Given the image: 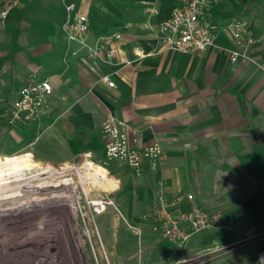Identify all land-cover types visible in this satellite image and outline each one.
Wrapping results in <instances>:
<instances>
[{"label": "crops", "instance_id": "crops-1", "mask_svg": "<svg viewBox=\"0 0 264 264\" xmlns=\"http://www.w3.org/2000/svg\"><path fill=\"white\" fill-rule=\"evenodd\" d=\"M211 1L209 17L220 25L215 46L202 53H181L166 50L158 30L159 23L173 12L175 0H33L13 11L3 25L0 23V72L3 66L18 65L23 59L34 64L36 69L30 70L35 74L31 75L52 84L53 92L42 109L50 116L43 133L48 148H55L50 153H69L77 159L74 163L88 161L90 171L81 170L84 174L80 178L107 192L110 179L103 171L108 172L116 164L124 166V153L103 135L105 122L120 123L132 147L156 142L164 148L168 160L163 170L164 183L157 194L167 196L189 191L185 188L188 184L179 181L178 173L183 170L179 165H187L184 170L188 177L197 171L203 173L206 165L227 156L222 151L228 147L231 150L233 139V144L239 146L231 150L228 158L235 164L237 174L247 179L244 187L249 197L231 204L234 206L231 210H245L261 222L264 221V0ZM68 3L75 5L74 13H82L89 20L85 36L88 44H94L101 33H121L111 62L89 56L87 49L75 41H65L60 26ZM229 18L246 21L253 36L250 50L253 62L230 61L224 51L232 47L231 33L224 28ZM102 74H109L115 86L101 82ZM26 78L22 82L14 79V86H21ZM13 83L0 79V95L11 90ZM3 107L0 97V145L2 139L15 136L11 124L4 120L7 111L3 112ZM42 136L41 131V143ZM59 148L63 151L56 152ZM27 158L12 157L15 160L11 163L18 166L8 176L28 169L19 164V159ZM199 165H203L201 169ZM143 171L147 173L148 167ZM140 187L144 193L149 189L146 185ZM219 187L216 188L219 197L245 194L239 180L229 190ZM205 191L207 199L215 197L211 188ZM193 202L202 207L195 196ZM190 204L184 202L182 208H189ZM217 204L220 205L219 199ZM225 204L221 203V208L229 210L231 206ZM229 211L220 210L224 224ZM214 229L226 230L225 227L204 230Z\"/></svg>", "mask_w": 264, "mask_h": 264}, {"label": "rangeland", "instance_id": "rangeland-1", "mask_svg": "<svg viewBox=\"0 0 264 264\" xmlns=\"http://www.w3.org/2000/svg\"><path fill=\"white\" fill-rule=\"evenodd\" d=\"M2 68L0 79L12 83L14 79L22 82L35 74L30 68L36 69L23 59L18 65ZM19 86L13 83L11 90L0 95L3 112L10 108ZM46 116L47 111L39 115L40 131L31 144L20 143L17 124L10 125L15 136L1 140L0 264H264V221L253 219L245 210H231V204L246 201L249 196L244 187L247 179L237 174L235 164L228 158L230 147L222 151L225 158L204 167L206 172L197 171L188 177L184 170L187 165H179L183 169L178 173L179 181L188 184L186 193H193L202 208L230 211L225 215L226 230L197 231L176 247L168 243L157 222L148 215V208L164 183L168 156L157 169L148 168V175L143 170L140 174L131 173L120 164L109 167L108 172L103 171L110 179L107 192L80 178L84 174L81 170L90 171L88 161L74 163L77 159L69 153H50L55 148H48L43 134L49 123L44 122ZM4 120L8 121L7 115ZM41 150H45L43 154ZM61 151L62 148L56 150ZM17 156L28 157L25 161L19 159V164L29 168L8 176L18 166L11 163L15 160L12 157ZM65 159L68 162H59ZM238 180L244 195L218 196V186L219 190H229ZM141 185L149 186L146 194ZM209 188L215 196L210 200L205 196ZM93 201L103 202L105 208L96 210L98 205ZM225 202L224 206H231L229 210L221 208ZM251 225L256 228L253 236L245 231Z\"/></svg>", "mask_w": 264, "mask_h": 264}, {"label": "built area", "instance_id": "built-area-1", "mask_svg": "<svg viewBox=\"0 0 264 264\" xmlns=\"http://www.w3.org/2000/svg\"><path fill=\"white\" fill-rule=\"evenodd\" d=\"M31 1L33 0H0V23L3 25L13 11L21 9ZM175 1L176 5L171 15L158 25L165 49L181 53H202L214 47L215 35L220 25L209 17L212 1ZM74 8L73 3L66 5L67 14L60 26L65 41H75L87 49L89 56L111 62L116 56L121 33L104 32L96 36L94 44H88L85 36L89 32V20L82 13H74ZM224 28L230 31L232 37V47L224 49L230 61L253 62L250 54L253 36L246 21L229 18ZM100 81L108 86H115L109 74H102ZM52 92L53 86L47 79L38 81L34 75H29L11 101L7 110L8 122L16 125L31 119L37 120ZM102 133L110 139L111 145L122 149L124 166L131 173L140 174L145 167L155 170L163 165L167 158L164 148L156 142L132 147L128 144L120 123H103ZM193 201V193L172 196L159 193L148 208V215L157 222L162 235L176 247L187 242L197 231L227 226L222 221L219 210L202 208ZM184 202L191 203L189 208H182ZM96 205L104 206L103 202ZM245 231L251 236L256 234V228L252 225Z\"/></svg>", "mask_w": 264, "mask_h": 264}, {"label": "trees", "instance_id": "trees-1", "mask_svg": "<svg viewBox=\"0 0 264 264\" xmlns=\"http://www.w3.org/2000/svg\"><path fill=\"white\" fill-rule=\"evenodd\" d=\"M39 60V58H36ZM43 78H37L38 81L42 80ZM49 117L50 116H46L44 122H47L49 120ZM39 121L36 120V119H31V120H28L26 122H23V123H20V124H17V125H20L18 128H17V132L19 134V137H20V143L22 145H29L31 144L35 137H36V134L37 132L39 131V128H40V125H39ZM230 146H231V150H234L236 148H238V143L236 145L233 144V139H230Z\"/></svg>", "mask_w": 264, "mask_h": 264}, {"label": "bare ground", "instance_id": "bare-ground-1", "mask_svg": "<svg viewBox=\"0 0 264 264\" xmlns=\"http://www.w3.org/2000/svg\"><path fill=\"white\" fill-rule=\"evenodd\" d=\"M98 203H100V202H98V201H93V204L95 205V204H98ZM103 208H105L104 206H99L98 205V208H95L96 210H100V209H103Z\"/></svg>", "mask_w": 264, "mask_h": 264}]
</instances>
